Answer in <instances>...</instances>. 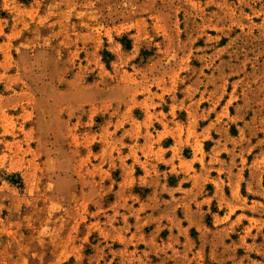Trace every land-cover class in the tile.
<instances>
[{
  "label": "rangeland",
  "instance_id": "1",
  "mask_svg": "<svg viewBox=\"0 0 264 264\" xmlns=\"http://www.w3.org/2000/svg\"><path fill=\"white\" fill-rule=\"evenodd\" d=\"M0 264H264V0H0Z\"/></svg>",
  "mask_w": 264,
  "mask_h": 264
}]
</instances>
